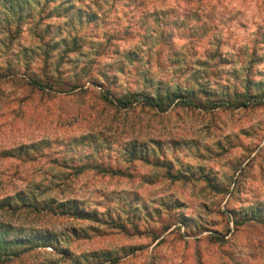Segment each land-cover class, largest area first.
<instances>
[{"label": "rangeland", "instance_id": "374dc122", "mask_svg": "<svg viewBox=\"0 0 264 264\" xmlns=\"http://www.w3.org/2000/svg\"><path fill=\"white\" fill-rule=\"evenodd\" d=\"M71 3L0 14V264H264V0Z\"/></svg>", "mask_w": 264, "mask_h": 264}, {"label": "trees", "instance_id": "16d2710c", "mask_svg": "<svg viewBox=\"0 0 264 264\" xmlns=\"http://www.w3.org/2000/svg\"><path fill=\"white\" fill-rule=\"evenodd\" d=\"M77 3H83L84 0H0V14L5 13L8 14L9 19L13 20L16 19L15 25L18 27L22 23V21L25 19V15L22 12L24 8H28L29 10H34L37 6L39 5H49L53 4V8H57L61 6L63 3H69L72 2V6L67 5L65 7V10H68L73 7L74 2ZM20 13L17 15V13ZM85 12V11H84ZM33 13V12H32ZM83 17V13H80ZM90 14V13H88ZM11 24V23H10ZM196 30L198 29L197 27L195 28ZM199 30V29H198ZM156 32V31H155ZM165 30L160 29V41L163 40ZM124 70V68H123ZM122 70V71H123ZM31 80L29 83L39 89H46L48 86L47 82L42 81L41 79L32 76L30 78ZM47 81H50L47 79ZM258 83H261L262 85L264 84V81L261 82L259 81ZM250 88L249 83L246 84V92L245 93H240L236 92L234 93L235 97H241L243 96L244 98L240 100L239 105H243L245 107H248L251 104H257L259 102L260 97L261 99H264V93L261 92L260 94H252L248 89ZM109 93H113L110 89H107ZM104 98L108 100V96L104 95ZM115 99L118 105L122 107H128L131 106L135 103H141L145 106H149L152 108H158L160 107L161 110H166V108L176 99H181L180 101L183 102L185 106H191L192 104H196L194 102L195 100L193 98H190L187 94H183V92L179 91H168V90H161L160 92L158 91L154 95H146L143 93L139 92H127L124 95H115ZM109 101V100H108ZM237 100H233L231 98H228L227 100H224L219 105L222 104H231L234 105ZM31 147V146H28ZM24 148V147H23ZM23 148H18V151H15L13 148L9 150H4V157H19L21 155L29 154L28 150L26 152H22L21 150ZM37 149V148H36ZM38 154L43 156L42 150H37ZM132 153V152H131ZM61 163V162H60ZM63 163H67L66 160L63 161ZM71 165V164H70ZM4 196H12L8 194H4ZM14 196H24V194L20 191L19 194H16ZM5 204H0V207H2ZM6 205L11 206V203H7ZM65 211H68L67 208ZM264 220V214L259 215V211H255L253 215L249 216L247 215L246 220L250 221V219H256V217H260ZM234 222L240 223L242 221H238L235 217H233ZM52 243V236L50 234L46 233H40V232H31L30 234H27V236L23 234H18L15 237L11 238L10 236H5L4 234H0V259H4L6 256L13 255V256H19L27 251L34 250L35 248L39 246H47V244Z\"/></svg>", "mask_w": 264, "mask_h": 264}]
</instances>
